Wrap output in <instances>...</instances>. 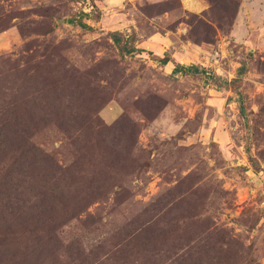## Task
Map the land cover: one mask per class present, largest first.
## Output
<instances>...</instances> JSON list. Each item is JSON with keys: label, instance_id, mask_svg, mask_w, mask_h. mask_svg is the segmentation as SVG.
<instances>
[{"label": "rangeland", "instance_id": "obj_1", "mask_svg": "<svg viewBox=\"0 0 264 264\" xmlns=\"http://www.w3.org/2000/svg\"><path fill=\"white\" fill-rule=\"evenodd\" d=\"M183 1L0 0V264H264V18Z\"/></svg>", "mask_w": 264, "mask_h": 264}, {"label": "crops", "instance_id": "obj_2", "mask_svg": "<svg viewBox=\"0 0 264 264\" xmlns=\"http://www.w3.org/2000/svg\"><path fill=\"white\" fill-rule=\"evenodd\" d=\"M184 2H186V0H184L183 3ZM190 5L191 7H194L195 3ZM240 7L241 9L238 13V16L236 17V21L238 22L253 21L251 19H253V16H255V14L256 16L262 15V18H264V0H243L240 4Z\"/></svg>", "mask_w": 264, "mask_h": 264}, {"label": "trees", "instance_id": "obj_3", "mask_svg": "<svg viewBox=\"0 0 264 264\" xmlns=\"http://www.w3.org/2000/svg\"><path fill=\"white\" fill-rule=\"evenodd\" d=\"M70 1H79V0H70ZM72 22H75L74 20ZM81 25L83 27H87V25H85L84 23H82V21H80ZM133 50H128V52H132ZM170 61L169 59H164L163 63L168 64ZM178 72H185L186 74L190 73L191 75L195 76V77H200V78H205L207 75H209L210 73L207 72V69L202 68V67H198L197 66H193V67H188V66H177L174 69V73H178Z\"/></svg>", "mask_w": 264, "mask_h": 264}]
</instances>
